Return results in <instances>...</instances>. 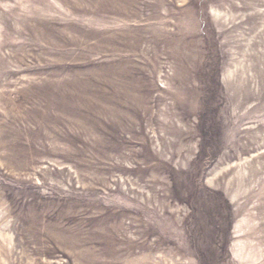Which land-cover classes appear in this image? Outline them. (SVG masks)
Segmentation results:
<instances>
[{
	"label": "rangeland",
	"instance_id": "rangeland-1",
	"mask_svg": "<svg viewBox=\"0 0 264 264\" xmlns=\"http://www.w3.org/2000/svg\"><path fill=\"white\" fill-rule=\"evenodd\" d=\"M0 264H264V0H0Z\"/></svg>",
	"mask_w": 264,
	"mask_h": 264
}]
</instances>
